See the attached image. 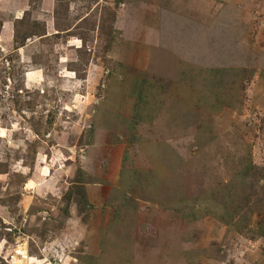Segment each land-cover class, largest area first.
I'll return each mask as SVG.
<instances>
[{
  "label": "rangeland",
  "instance_id": "rangeland-1",
  "mask_svg": "<svg viewBox=\"0 0 264 264\" xmlns=\"http://www.w3.org/2000/svg\"><path fill=\"white\" fill-rule=\"evenodd\" d=\"M3 5L0 264H264V0Z\"/></svg>",
  "mask_w": 264,
  "mask_h": 264
},
{
  "label": "trees",
  "instance_id": "trees-1",
  "mask_svg": "<svg viewBox=\"0 0 264 264\" xmlns=\"http://www.w3.org/2000/svg\"><path fill=\"white\" fill-rule=\"evenodd\" d=\"M228 66V65H227ZM230 66V65H229ZM227 67H224V66H217L216 67V69H218V70H221V69H226ZM172 189H173V191H172V194H173V197H175V196H180L179 194H180V192L178 191V188H175V185L174 186H172ZM230 192H227L226 193V197L227 198H229L230 197V194H229ZM172 200H174V199H172ZM224 201V200H223ZM226 202H228L229 200H225ZM219 202L218 203V206L217 207H215V209L213 210V209H211L210 210V208L209 207H207V209L205 210V211H203V213H202V215L204 216V215H207V214H211L212 216H217L218 217V219L219 220H222L221 219V214H220V212H222V211H224V207H225V205H226V202ZM180 202H183L182 201V199H181V197L177 200V204H180ZM175 208H177V209H179L181 212V215L183 216H186L187 218H191V217H193L192 215H188L187 213H185V212H183V210H182V208H178V206H176ZM216 208H220V212H217V210H216ZM176 209V210H177ZM223 214H224V212H223ZM113 220V219H112ZM111 220V221H112Z\"/></svg>",
  "mask_w": 264,
  "mask_h": 264
},
{
  "label": "crops",
  "instance_id": "crops-1",
  "mask_svg": "<svg viewBox=\"0 0 264 264\" xmlns=\"http://www.w3.org/2000/svg\"><path fill=\"white\" fill-rule=\"evenodd\" d=\"M7 6L6 5H3V7H0V9H3V8H6ZM9 8V7H8ZM13 9V10H11L10 12L11 13H13V16H14V19H19L20 18V16H19V12H20V8L18 7V6H13L12 5V7H10V9ZM4 10V9H3ZM21 10H24V8L23 9H21ZM6 26V24L4 23V25H2V27H5ZM7 30H9V29H7Z\"/></svg>",
  "mask_w": 264,
  "mask_h": 264
},
{
  "label": "bare ground",
  "instance_id": "bare-ground-1",
  "mask_svg": "<svg viewBox=\"0 0 264 264\" xmlns=\"http://www.w3.org/2000/svg\"><path fill=\"white\" fill-rule=\"evenodd\" d=\"M23 251V250H22ZM19 252V250L18 251H16V253H18Z\"/></svg>",
  "mask_w": 264,
  "mask_h": 264
}]
</instances>
